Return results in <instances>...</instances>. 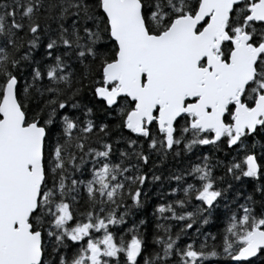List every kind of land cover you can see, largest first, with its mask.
I'll return each instance as SVG.
<instances>
[{"label":"snow or ice","instance_id":"1","mask_svg":"<svg viewBox=\"0 0 264 264\" xmlns=\"http://www.w3.org/2000/svg\"><path fill=\"white\" fill-rule=\"evenodd\" d=\"M0 264H264V0H0Z\"/></svg>","mask_w":264,"mask_h":264},{"label":"trees","instance_id":"2","mask_svg":"<svg viewBox=\"0 0 264 264\" xmlns=\"http://www.w3.org/2000/svg\"><path fill=\"white\" fill-rule=\"evenodd\" d=\"M204 151H207V149H203ZM219 155V154H218ZM149 211H150V209H149ZM217 226H221L222 227V220H218V221H214L213 222V225H212V227H211V230L212 231H215L216 230V228H217ZM207 227V226H206Z\"/></svg>","mask_w":264,"mask_h":264}]
</instances>
